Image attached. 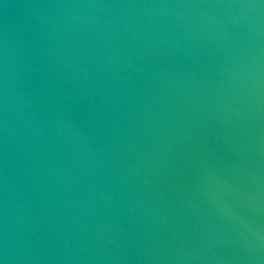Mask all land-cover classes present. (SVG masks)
<instances>
[{
    "label": "water",
    "instance_id": "1",
    "mask_svg": "<svg viewBox=\"0 0 264 264\" xmlns=\"http://www.w3.org/2000/svg\"><path fill=\"white\" fill-rule=\"evenodd\" d=\"M0 264H264V0H0Z\"/></svg>",
    "mask_w": 264,
    "mask_h": 264
}]
</instances>
